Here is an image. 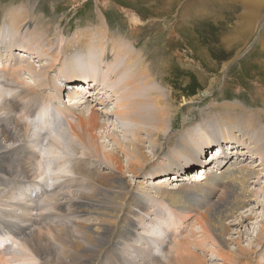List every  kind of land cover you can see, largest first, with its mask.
Here are the masks:
<instances>
[{
    "label": "bare ground",
    "instance_id": "1",
    "mask_svg": "<svg viewBox=\"0 0 264 264\" xmlns=\"http://www.w3.org/2000/svg\"><path fill=\"white\" fill-rule=\"evenodd\" d=\"M177 1L181 2V0H165L164 3L168 5ZM32 9L33 6H30L28 10L20 6L5 10L0 6V61L2 63L6 60L8 51L11 54L14 49L15 43L10 39L8 31L11 28L10 24H13L21 35L30 33L32 36L30 39L32 43H29L32 46L31 49L13 54L20 58V60L16 58L19 61L18 66L8 67L5 66L6 64L0 66V183L11 175L12 166L15 167L13 174L18 173L25 176L23 178L25 180L16 182L14 178L9 177L10 182H14V186L18 187L17 189L15 187L13 192L0 191V201L7 200L5 206L11 207V210H4L0 217V241L11 239L15 243L18 240L22 248V252L19 249L16 255L10 252V246L5 245L3 249H0V261H4L5 264H37L38 262L39 264H136L138 258L145 257L148 260L154 259L155 264H206L204 258L193 253L188 245L181 241L170 248L168 253L164 252L166 260L162 259L163 261L159 262V259L152 257L164 249V238L166 237H162L164 236L162 234L166 235L169 226L168 219H165V213H163L164 209L162 210L164 206L162 201H167L173 208H179L182 212L189 214L193 213L202 227L214 235L223 248L219 255L222 261L228 264H253V256L256 253L254 249L241 246L238 240L234 242L237 246L235 252L225 250V247L228 242L226 238L230 233L227 222L231 219L235 222L243 218L241 212L255 201L250 187L254 179L259 177V170L255 167L240 166L239 163L229 165L231 158L223 160L221 157L224 150L222 144V149H219L221 152L212 150L211 162L207 164L209 156L202 160L204 158L199 155L200 151L192 146L195 140L198 141V135L195 133L192 136H183L175 148L166 154L163 162L159 163H151L150 158L143 152L146 141L142 138L141 129L135 131L128 144L119 146L120 152L128 158L127 168L115 152L103 153L97 132L105 129V125L101 124L100 114L92 106H89L88 110L82 109V106L89 101L82 98L83 101H74L73 106L69 104L63 108L55 105L60 101L61 94L65 98L63 90L66 89L68 83L64 88L60 86L62 90L58 88V85L55 86L60 93L56 95L57 97L39 93V90L46 87L47 82L49 83L47 70L43 71L46 83L42 81L40 84L31 86L26 85L22 79L23 71H37V67L29 61L31 60L30 51L34 52L40 47L45 48V45L54 47L53 42H58L59 50L50 51V48L46 50V56L53 58L51 66L47 68L51 69L55 61L58 62L60 56L68 49L67 45H63V37L59 35L61 33H58L57 28L52 37L47 35V32L42 30L43 28H40L39 32L32 31L34 32L32 34L30 31L34 22L31 15ZM98 11L101 17H99L100 25L95 31L87 30L86 32V30L79 29L76 31L73 41L75 46L79 45V54L75 60L71 59L64 63L70 67L69 71L74 73L69 75V81H72L73 85L77 81V87L72 88V92L67 96L77 99L76 96H80V94L76 95L77 93L87 94L81 91L82 88L91 90L86 86H78L82 83L81 76L78 74L80 73L85 81L92 75V85L97 84L98 92L104 88L109 89V93L102 97H98V93L92 90L89 93V96L91 94L97 96L96 101L100 100L101 105H105L104 102L116 97L115 94L120 92L117 88L123 91L117 103L118 108L114 112L117 117L144 123L148 116L146 111L149 112L151 106L155 107L157 112L151 113L150 111L151 116L148 118L151 124L157 125L156 131L147 130L146 132L151 138L152 145L157 149L156 152L160 154L163 151L165 140L168 146L173 144V139L166 138L164 135L165 129L173 127L171 123H167L172 112L171 107L153 87L155 78L146 67L147 64L145 66L140 62L138 64L140 71L137 70V74L133 72L143 52L133 51L132 47L124 48L121 44V37L111 31L102 10L98 9ZM135 21L137 22L136 19ZM130 28L131 31L138 32L139 27L130 25ZM173 31L175 34L174 28ZM173 40H175L174 37L169 39L170 46L173 45L171 42ZM96 45L101 47V58L107 60L105 75L99 71L89 74L92 72L93 64L97 61L93 53L96 51ZM90 47L93 50H90ZM112 52H114L113 55L118 56L116 62L111 59ZM123 54L126 57H123ZM8 58L11 57L8 55ZM87 71L88 73L85 74ZM126 73L129 75L127 76ZM258 86L260 93H263L261 94L263 98L264 85ZM75 90L80 92H74ZM9 94L10 99L7 98ZM225 110L223 115L221 114L222 120L221 118V121L216 120L217 125L229 128V133L224 135V140L227 144L234 141L233 144L247 146L242 150L246 152H241V155H250L251 159H260V164L256 167H262L264 171L262 117L251 109L235 104L226 105ZM4 112L10 114L9 118L1 117ZM12 114L13 117L10 119ZM14 116H19L22 121L27 122L25 125L28 128L26 127L25 131L23 125L14 119ZM210 119L206 122V126L210 128L209 131H212L216 128V122L210 123ZM63 120L66 121L67 128ZM53 135L59 137V144L51 139ZM27 142L28 145L25 147ZM46 148L53 149L60 154L51 157L44 164L45 168L51 167L53 173H56L50 177H45V173L40 168V153ZM72 152L76 158L71 157ZM165 160L168 164L171 163V166H168ZM95 164H97L96 167ZM198 164L204 167L200 168L201 173L206 170L202 174L206 175V178L201 175L203 180L198 175L199 170H192L193 166ZM99 165L106 168V171L98 169ZM211 165L216 167L213 168L215 170L212 174L207 172V168ZM169 168L175 171L173 175L168 173L171 170ZM187 170H192L189 173V180L194 183H191L193 191H190L192 192L190 200L196 201L195 205L182 201L185 195H181L179 190L187 194L189 192L187 186H180L178 191L168 186L173 184L171 181L180 182V178H183V173ZM125 171L133 177H140L148 171L149 174L146 175L159 181L157 184L161 190L157 194L162 201L155 202L152 211L154 212L152 214L153 223L147 224L144 217L147 213L144 196L142 198L134 192L130 184L125 181ZM42 177L45 178L42 179ZM50 181L56 182V186L54 185V189L46 194V188L53 184ZM68 187L72 190L63 193L62 190ZM143 188L145 189V186ZM76 191H78L77 196L74 194ZM39 194L43 196L38 198ZM44 195L46 199L41 200ZM69 195L72 197L68 200L69 202L67 201L68 203L64 204L62 200ZM59 196L63 198L59 199ZM37 209L40 210L41 216L44 212L54 210L58 212L56 217L63 215V219L70 221L68 224L60 225L44 224L42 219L39 221L37 217ZM18 210L21 212L18 213ZM247 220H252V218ZM151 226L155 229H151ZM261 227L263 238L258 237L256 241L263 245L264 223ZM138 230L142 231L140 235L144 241V246L141 247L133 245L131 240L133 232ZM258 264L263 263L259 261Z\"/></svg>",
    "mask_w": 264,
    "mask_h": 264
},
{
    "label": "rangeland",
    "instance_id": "2",
    "mask_svg": "<svg viewBox=\"0 0 264 264\" xmlns=\"http://www.w3.org/2000/svg\"><path fill=\"white\" fill-rule=\"evenodd\" d=\"M164 2L165 0H0V6L1 8L4 7L5 10L20 6L28 10L30 6H33L31 15L34 18V22L30 27L31 32H35V30L39 32V29L43 28L42 30L52 37L55 29H58V33H61L59 35L63 37V45H67L68 49L60 56L58 62L55 61L51 69L47 68L51 66L53 58L46 56V50L49 48L50 51L59 50L58 42H53L55 44L54 47H46L45 45V48L40 47L38 50H34V52L30 51L29 57L31 56V60L29 61L37 67V71H23L22 79L26 85L31 86L40 84L42 81L46 83L43 71L47 70L46 74L49 83L47 82L46 87L41 88L42 90H38L39 93L49 97L60 94L59 90L55 87L56 85L61 89L60 86L64 88L66 83H68L65 87L66 89L63 90L65 98L61 94L59 104L56 103L55 105L63 108L69 104L72 105L74 101H83L82 98L89 101V103L82 106V109L88 110L89 106H92L100 114L101 124L105 125V129L97 132L101 151L103 153L115 152L121 158L126 168L128 167V158L120 152L119 146L128 144L135 131L141 129L143 131L142 138L146 141L143 152L150 158L151 163L163 162L166 154L175 148L183 136L188 137L195 133L198 135V141L195 140L192 146L200 151L199 155L201 158L202 156L204 158L202 160H205L209 156L207 164L211 162L212 150L221 152L219 149H222V144L224 150L221 157L223 160L231 158L229 165L239 163L240 166L255 167L256 170H259V177L254 179V183H251L250 187L255 201L241 212L243 218L235 222L234 219L227 222L230 227V233L226 238L228 242L226 243L225 250L235 252L237 246L234 242L238 240L241 246L255 250L253 264H258L259 261L264 264V244L260 245L256 241L258 237L263 238L261 226L264 223V209L262 208L264 207V171H262V167H256L257 164H260V159H251L250 155H241L246 152L242 150L246 149L247 146L233 144L234 141L231 144H227L224 140V135L229 133V128L217 125L218 122H216L217 119L220 120L221 118L222 120V115L226 111V105L235 104L236 106L239 105L256 112L262 117L261 119L264 124V113L262 112L264 111V95L262 98L261 94L263 93H260L258 86L264 85V0H181L180 3L177 1L176 3L171 2L168 5ZM98 9L102 10L111 31L121 37V44H123L124 48L129 49L132 47L133 51L143 52L133 72L137 74L140 62L144 63L145 66L147 64L146 67L149 68L152 76L154 75L155 78L153 87L156 88V91L163 96V100L166 103L168 102L167 104L171 107L172 112L167 123H171L173 127L172 129H165L164 135L166 138L173 139V144L168 146L165 140L163 151L160 154L156 152L157 149L152 145L151 138H149L146 132L147 130L156 131L157 125L151 124L152 122L148 118L151 116V113L157 112L155 107H150L151 113L150 111H146L148 116L145 114L147 121L144 123H136L127 118L117 117L114 112L118 108L117 103L123 91L117 88L120 91L115 94L118 99L116 97L114 98L115 100L111 98L107 102H104L106 103L105 105H101V101L98 100L97 102L96 97L106 96L109 93V89L104 88L98 92L96 90L97 84L92 85V75L85 81L83 80L84 76L80 73L78 74L81 76L82 83L78 86L89 87L92 92L98 93V95L93 96L91 94L89 96L91 90L82 88L81 91L87 92V94L77 93L76 95L80 94V96H76L77 99L73 96L70 98L67 96L72 92V88L77 87V81H75L74 85L72 81H69V75L74 73L70 72V67L64 65V63L69 62L71 59L75 60L79 54V45H76V47L73 41L76 31L78 29L86 30V32L95 31L97 26L100 25L99 19L101 17L99 16ZM134 19L137 22H134ZM130 25L139 27L138 32L131 31ZM251 26L253 27L252 29ZM9 27H11L8 29L10 39L15 43L13 45L14 49L11 54L8 51L6 60L3 63L0 61V66L6 64L5 66L9 67L12 65V67H15L18 66L19 61L17 59L20 60V58H18V55H16L17 57L13 56V54L31 49L32 46L29 43H32V40H30L32 36L30 33L21 35L16 31L13 24H10ZM172 37L175 40L171 41L173 45L170 46L169 39ZM95 49L96 53L93 52L97 59L93 64L95 71L91 68L92 72L89 74L99 71L105 75L107 73L106 66H108L107 60L101 58L102 51L100 45L99 47L96 45ZM90 50L93 49L90 47ZM204 50L208 51L204 52ZM111 54L113 55L114 52ZM8 55L11 58H8ZM117 57V55H113L111 59H114V62H116ZM123 57H126V55L123 54ZM15 61L17 62L16 64ZM87 73L88 71L85 72V74ZM126 75L128 76L129 74L126 73ZM65 79L66 81H64ZM74 92L80 91L75 90ZM7 98H11L10 94ZM5 113L1 117L9 118L10 114ZM12 117L13 114L10 119ZM18 118L20 119L21 117L14 116V119H17L23 125L25 131L27 122L22 121V118L20 120ZM209 118H211L210 123L216 122V128L211 129L212 131H209L210 128L206 126ZM63 122L67 128L66 121L63 120ZM27 145L28 142L25 147ZM71 157L76 158V155H73L72 152ZM17 161L20 162L18 158ZM91 162L93 163V160ZM165 163L168 164L167 161ZM168 166H171V163ZM97 168L106 171V168H102L100 165ZM193 168V171H200V168L204 167L198 164L193 166ZM213 168H216L215 165L208 167L207 172L212 174L213 170H215ZM169 169L171 170L168 173L173 175L175 171L172 168ZM14 170L15 167L12 166L11 175L6 178L3 177L5 179L0 183L1 192H13L16 187L14 186V182L25 180L23 179L25 176L18 173L13 174ZM192 170L184 172L183 178H180V182L171 181L173 184L168 186L171 189H176V191L179 190L180 186H187L189 191L187 194L183 190H179L181 195H185L182 201H188L191 202V205H195L196 201L190 200L192 199V192L190 193V191H193L191 183H194L189 180V173ZM199 171L198 175L201 177L206 170L202 171V173ZM146 174H149V172L145 171L140 177H133L125 171L124 176L125 181L130 184L132 190L141 195L142 198L144 196L143 200L147 206V213L143 216L147 224H149L153 223L154 218L152 214L154 212L152 211L155 202L162 200H160L161 198L157 194L161 190L158 187L159 181L150 178V175ZM9 177L14 178L15 181L13 183L10 182ZM204 178H206V175ZM55 184L56 182L50 184L51 186L48 184L49 187L46 188L45 193L49 194L56 186ZM144 186L145 189L143 188ZM69 190H72V188L68 187L63 189L62 192L67 193ZM78 191L74 192V194L78 195ZM40 196L43 195H37L38 198ZM71 197L70 195L69 197H65L62 202L64 204L68 203ZM62 198V196H59V199ZM44 199H46L45 195L41 200ZM193 199L195 198L193 197ZM6 201H0V217H2L4 210H11V207L5 206L7 205ZM162 202L164 205L162 210L164 209L165 219H168L169 228H166V235L165 233L162 234L164 235L162 237H166L164 238V249L152 257L162 262L165 259L164 252L168 253L170 248L181 241L185 242L193 253L204 258L206 264H228L219 257L223 248L220 246L218 240L211 232L202 227L193 213L182 212L179 208L171 207L167 201ZM14 210L16 211L15 208ZM19 212L21 210H18ZM56 213L58 212L49 210V212H44L41 216L40 210L37 209V217L39 221L42 219L44 224L53 223V225H60L69 223L70 220L63 219V215L56 217ZM43 216L46 218L44 217V219ZM250 217L252 220H247ZM151 229H155V227ZM141 232V230L134 231L131 237L133 245L137 247L144 246V241L140 235ZM168 255L170 256V254ZM173 256H175V252H173ZM154 261V259L148 260L145 257H140L135 263L155 264Z\"/></svg>",
    "mask_w": 264,
    "mask_h": 264
},
{
    "label": "clouds",
    "instance_id": "3",
    "mask_svg": "<svg viewBox=\"0 0 264 264\" xmlns=\"http://www.w3.org/2000/svg\"><path fill=\"white\" fill-rule=\"evenodd\" d=\"M52 140H54L57 144L60 143V139L58 136L56 135H53L51 137ZM60 154L56 151H54L53 149H50V148H46L45 150H43L41 153H40V156H41V160H40V168H41V171L45 173V177H50V176H53V175H56V173H53L51 167H47L45 168L44 167V164L51 158V157H54V156H59ZM45 177H42L45 178ZM14 247H17L18 249H20L22 251V248H21V245L19 243V241L17 240L14 245ZM163 255V254H161ZM0 264H5L4 261H0Z\"/></svg>",
    "mask_w": 264,
    "mask_h": 264
},
{
    "label": "snow or ice",
    "instance_id": "4",
    "mask_svg": "<svg viewBox=\"0 0 264 264\" xmlns=\"http://www.w3.org/2000/svg\"><path fill=\"white\" fill-rule=\"evenodd\" d=\"M5 245L10 246L11 252L13 254H16V255L18 254V252H17L18 248L13 246L14 242L11 239L0 241V249H3L5 247Z\"/></svg>",
    "mask_w": 264,
    "mask_h": 264
}]
</instances>
